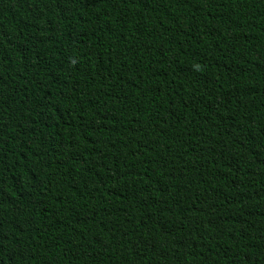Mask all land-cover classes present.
Listing matches in <instances>:
<instances>
[{
  "label": "trees",
  "instance_id": "1",
  "mask_svg": "<svg viewBox=\"0 0 264 264\" xmlns=\"http://www.w3.org/2000/svg\"><path fill=\"white\" fill-rule=\"evenodd\" d=\"M0 264H264V0H0Z\"/></svg>",
  "mask_w": 264,
  "mask_h": 264
}]
</instances>
